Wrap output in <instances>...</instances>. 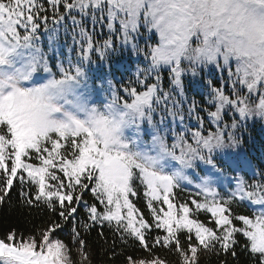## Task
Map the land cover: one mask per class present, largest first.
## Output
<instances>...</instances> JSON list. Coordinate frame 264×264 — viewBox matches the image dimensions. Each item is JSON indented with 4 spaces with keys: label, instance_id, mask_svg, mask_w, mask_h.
<instances>
[{
    "label": "snow or ice",
    "instance_id": "6c2138e0",
    "mask_svg": "<svg viewBox=\"0 0 264 264\" xmlns=\"http://www.w3.org/2000/svg\"><path fill=\"white\" fill-rule=\"evenodd\" d=\"M140 7L0 0V209L18 189L23 222L42 220L0 235V264H93L97 248L100 264H264V140L241 151L242 129L264 134V78L238 60L233 70L207 37L162 55L149 43L155 14ZM245 202L252 217L234 207Z\"/></svg>",
    "mask_w": 264,
    "mask_h": 264
},
{
    "label": "clouds",
    "instance_id": "9594fccd",
    "mask_svg": "<svg viewBox=\"0 0 264 264\" xmlns=\"http://www.w3.org/2000/svg\"><path fill=\"white\" fill-rule=\"evenodd\" d=\"M158 34L155 45L171 58L219 45L249 78H264V0H141ZM196 42L193 43V39Z\"/></svg>",
    "mask_w": 264,
    "mask_h": 264
},
{
    "label": "trees",
    "instance_id": "16d2710c",
    "mask_svg": "<svg viewBox=\"0 0 264 264\" xmlns=\"http://www.w3.org/2000/svg\"><path fill=\"white\" fill-rule=\"evenodd\" d=\"M69 25H70V21H69ZM90 26V25H89ZM142 32H145V29H141ZM61 32H63V29H61ZM145 35H147V33L145 32ZM158 42V34L153 30L152 34H151V40L149 41V43L153 46H155ZM60 43L63 44L64 41L63 39L60 40ZM70 43V41H69ZM139 44L141 47L145 46V41L144 39H140L139 40ZM41 47L43 48V50L48 53V47H47V40L45 37H42V42H41ZM55 54L53 53H49V63L50 65H54L55 64V59L53 58ZM61 59H65L66 60V56L61 57ZM133 59H137L136 57H133ZM144 64H141V67H144ZM235 60L232 61V67L233 70L235 69ZM92 67L95 69L98 67L97 64H93ZM53 71H56V69L53 67ZM35 75L41 76L43 77L40 80V83H46L49 79L52 78L50 73H46V72H38ZM35 75L33 76V79H35ZM163 76L165 77V85L166 86H171L169 84L168 81V72L165 68L164 72H163ZM197 100H199V97H196ZM258 119V118H257ZM251 125V121L249 122ZM241 132L243 133V137H244V141L245 143L242 146L241 151L242 152H248L251 155V152L254 150L253 149V142L255 141L256 147L258 148L259 143L261 140H264V134L261 133V126L259 123L256 124L255 128L248 126L245 129H242ZM258 154V152H257ZM255 163V161H254ZM258 172V169H257ZM231 174V173H230ZM232 175V174H231ZM187 190H191V191H195V186H191L190 188L186 189V190H176L175 194L177 196L178 199H187L189 196V193H187ZM18 189L16 191H14L12 193V202H11V207L9 206H5L4 208L0 209V235L3 234L4 231H7V229L9 227H11L13 224H16L18 227H20L22 230H29L32 227V224H40L42 222L41 218L36 217L32 220L31 223H24L23 220L20 218V214L18 211L19 208V199H18ZM87 199H91L90 197H86ZM138 199V198H133ZM137 207L141 209V211L144 213L145 218L148 217L149 213H148V209L145 206V202L140 199L139 203L137 204ZM238 212V214H242V215H248V216H252L253 213L255 211H257V207H253V208H249L248 203H242L240 205H236L234 206ZM204 216H201V219H204ZM237 226H242V225H237ZM100 231L99 228H97L96 230L92 231L90 233V240H96L97 238V233ZM157 233H153V235H156ZM105 235L109 241V243H111L112 241V234L111 232H108L107 230H105ZM238 239H240L241 244L244 243L245 238L242 236H238ZM117 243H119V241H117ZM133 248L135 246H132ZM137 255H144V253L142 252H137ZM161 255H163V253H161ZM102 256V251L97 248L96 249V256L93 259V264H100V258ZM170 264H176V257L175 256H169L168 257ZM220 259L219 256H217L216 254H206V255H202L200 258V264H218V260ZM242 259V264H243V260L244 257L241 258ZM105 264H107V262H105ZM117 264H120V262L118 261Z\"/></svg>",
    "mask_w": 264,
    "mask_h": 264
},
{
    "label": "rangeland",
    "instance_id": "374dc122",
    "mask_svg": "<svg viewBox=\"0 0 264 264\" xmlns=\"http://www.w3.org/2000/svg\"><path fill=\"white\" fill-rule=\"evenodd\" d=\"M229 175H231V174H229ZM226 183L227 182L225 181V184ZM217 187H219V186H217ZM220 190H221V193L223 194V192H227L229 189H228V187H224L223 189H220ZM191 192H195V191L187 190V193H191ZM234 206H236V205H234Z\"/></svg>",
    "mask_w": 264,
    "mask_h": 264
}]
</instances>
